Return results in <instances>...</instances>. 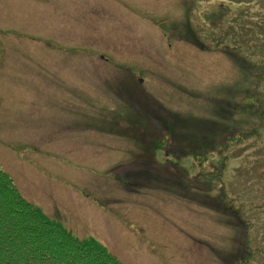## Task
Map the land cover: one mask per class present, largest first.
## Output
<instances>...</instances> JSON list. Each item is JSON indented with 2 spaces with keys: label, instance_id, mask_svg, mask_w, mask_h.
Masks as SVG:
<instances>
[{
  "label": "rangeland",
  "instance_id": "374dc122",
  "mask_svg": "<svg viewBox=\"0 0 264 264\" xmlns=\"http://www.w3.org/2000/svg\"><path fill=\"white\" fill-rule=\"evenodd\" d=\"M247 78L264 91V0H0V170L124 264H264V161L174 160L183 194L166 156L223 128Z\"/></svg>",
  "mask_w": 264,
  "mask_h": 264
},
{
  "label": "trees",
  "instance_id": "16d2710c",
  "mask_svg": "<svg viewBox=\"0 0 264 264\" xmlns=\"http://www.w3.org/2000/svg\"><path fill=\"white\" fill-rule=\"evenodd\" d=\"M248 41L249 39H245L246 44ZM201 48L206 50V47L202 45ZM246 83L251 86L246 89L247 94L243 99L249 101L232 106L228 122L223 125V128L220 127V123L205 122L206 133L198 132L200 136L195 143L189 144L180 153L171 152L170 149H168L170 152H166L167 158H174L172 164L175 171L168 170L174 176L179 173L177 175L179 181L172 180L176 188L185 189L183 194L192 192L186 189L189 186L187 181L189 176L187 171L180 168L174 160L187 161L189 156L207 158L210 153H215L212 157H215L216 164L219 166L215 169L218 175L226 173L231 161L240 160L239 165L232 168V176L235 180L251 171L255 173L260 166L259 160L264 161V91L255 96L253 80L251 82L247 78ZM178 116L175 121L181 117ZM169 130L171 129L167 128V131ZM171 133H173L172 130ZM151 156V161H155L157 165L165 164L156 161L155 151ZM165 161L170 162L169 159ZM155 176L154 172L146 175L147 178ZM118 180L125 186H129L125 179L118 178ZM195 185L201 187L202 184L198 185L196 181L190 186L196 187ZM193 193L199 195L196 192ZM190 195L194 196L192 193ZM230 195L233 196L232 193ZM0 264L124 263L93 237L78 238L52 221L21 195L13 178L7 172L0 170Z\"/></svg>",
  "mask_w": 264,
  "mask_h": 264
}]
</instances>
